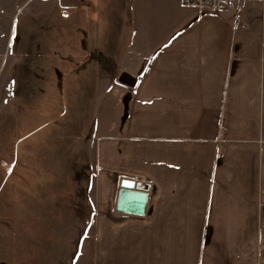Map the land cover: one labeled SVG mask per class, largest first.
Returning a JSON list of instances; mask_svg holds the SVG:
<instances>
[{"label":"crops","instance_id":"obj_1","mask_svg":"<svg viewBox=\"0 0 264 264\" xmlns=\"http://www.w3.org/2000/svg\"><path fill=\"white\" fill-rule=\"evenodd\" d=\"M56 1L23 0L12 23L33 3L42 12ZM143 3H66L69 23H87L89 31L99 23L106 32L87 39L84 60L106 58L105 45H113L112 56L127 61L117 74L132 77L130 98L117 101L125 118L119 130L93 132L98 177H113L118 192L109 217L100 211L98 228L88 230L77 263L264 264V2H248L260 5L241 17L246 3L235 21L234 9L191 8L196 20L210 23H187L185 13L154 18ZM218 16L227 23H211ZM92 43L103 46L98 52ZM99 67L84 66L102 75ZM106 85L100 79L98 93ZM109 123L105 128L115 127ZM125 178L149 183L144 216L117 210Z\"/></svg>","mask_w":264,"mask_h":264},{"label":"rangeland","instance_id":"obj_2","mask_svg":"<svg viewBox=\"0 0 264 264\" xmlns=\"http://www.w3.org/2000/svg\"><path fill=\"white\" fill-rule=\"evenodd\" d=\"M22 1L5 0L4 6L0 1L6 9L0 11V62L7 56L9 66L0 68V264H78L88 230L98 228L100 211L109 214L118 192L111 187L113 177L106 176L104 183L98 177L93 132L119 130L125 118L116 113L117 101L130 98L132 77L117 74L127 61L112 56L113 45H105L106 58L95 53L84 60L87 39L94 42L106 32L99 23H91V31L87 23H69L67 0L42 12L33 3L12 23L11 11ZM143 5L161 19L185 13L187 23H210L196 20L178 0ZM259 5L248 3L240 13L234 9L230 18L246 17ZM221 22L227 23L218 16L211 23ZM90 46L99 52L103 44ZM99 64L106 74L84 68L100 69ZM105 78L99 94L96 85L101 79L103 87ZM109 122L115 127L105 128Z\"/></svg>","mask_w":264,"mask_h":264},{"label":"water","instance_id":"obj_3","mask_svg":"<svg viewBox=\"0 0 264 264\" xmlns=\"http://www.w3.org/2000/svg\"><path fill=\"white\" fill-rule=\"evenodd\" d=\"M149 191L150 185L147 182L127 178L123 179L117 202V210L122 213L144 216L146 214Z\"/></svg>","mask_w":264,"mask_h":264},{"label":"built area","instance_id":"obj_4","mask_svg":"<svg viewBox=\"0 0 264 264\" xmlns=\"http://www.w3.org/2000/svg\"><path fill=\"white\" fill-rule=\"evenodd\" d=\"M181 2L186 7L218 12L224 9H235L239 11L248 2H264V0H181ZM262 48V61H264V33Z\"/></svg>","mask_w":264,"mask_h":264},{"label":"bare ground","instance_id":"obj_5","mask_svg":"<svg viewBox=\"0 0 264 264\" xmlns=\"http://www.w3.org/2000/svg\"><path fill=\"white\" fill-rule=\"evenodd\" d=\"M262 41H263V39H262ZM262 55H263V48H262ZM264 62V61H263ZM126 179V178H125ZM122 182V181H121Z\"/></svg>","mask_w":264,"mask_h":264}]
</instances>
